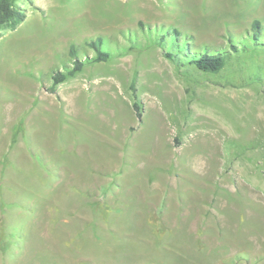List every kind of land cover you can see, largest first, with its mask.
Segmentation results:
<instances>
[{
  "label": "rangeland",
  "instance_id": "1",
  "mask_svg": "<svg viewBox=\"0 0 264 264\" xmlns=\"http://www.w3.org/2000/svg\"><path fill=\"white\" fill-rule=\"evenodd\" d=\"M13 1L0 264H264V0Z\"/></svg>",
  "mask_w": 264,
  "mask_h": 264
},
{
  "label": "trees",
  "instance_id": "2",
  "mask_svg": "<svg viewBox=\"0 0 264 264\" xmlns=\"http://www.w3.org/2000/svg\"><path fill=\"white\" fill-rule=\"evenodd\" d=\"M24 18L25 11L22 8L16 6L13 0H0V26L15 28L20 22L24 20ZM257 27L258 22L254 21L252 24L253 30L255 31ZM90 46L95 51V55L87 58L85 61L77 60L75 58L74 49L72 48L70 50V54L74 57L73 64L69 69H66L65 71H58L52 75V86L62 82L68 76L74 75L82 68L85 63L92 61H104L107 60L111 55L109 50L101 49L99 38L95 41H92ZM225 60L226 55L221 52L212 53L206 49H200L199 51L192 52L188 62L199 70L217 72L225 64ZM175 61L178 62V59H175Z\"/></svg>",
  "mask_w": 264,
  "mask_h": 264
}]
</instances>
